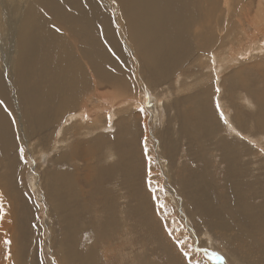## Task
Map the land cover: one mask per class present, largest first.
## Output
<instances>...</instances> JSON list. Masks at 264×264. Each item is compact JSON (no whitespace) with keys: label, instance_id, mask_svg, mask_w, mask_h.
I'll return each mask as SVG.
<instances>
[{"label":"rangeland","instance_id":"rangeland-1","mask_svg":"<svg viewBox=\"0 0 264 264\" xmlns=\"http://www.w3.org/2000/svg\"><path fill=\"white\" fill-rule=\"evenodd\" d=\"M220 1L216 16L222 25L228 24L233 28V43L230 41L231 37L229 40L222 39L223 43L227 40L225 51L220 49L217 55H207V58L214 55L211 58L223 63L218 76L212 74L211 68L207 67V63L210 64L207 58V61L190 58L183 73H173L171 81L148 83V91L164 100L156 107L155 113L147 108V99L143 100L145 97L139 95L142 92L145 94L147 90L142 91L141 83L135 77L132 54L121 39L118 44L124 57L116 56L113 59L123 68L129 80L119 86L104 84L93 87L92 82L89 90L63 111L55 125H48L36 134H30L28 129L23 100L19 93L16 95V83L12 81L11 75L9 79L13 83L7 81L3 74L2 81L9 93L10 105L6 106L7 100L3 97L1 100L4 105H1L5 115H11L13 119L10 129L14 145L0 163V204L3 205V212L0 214V264H41V260L43 264H70L67 261L72 258L71 253L75 248L77 253L81 251L83 254L87 250L92 252L91 264H188L180 247H185L192 254L189 259L194 264L260 263L258 253L247 258L243 256V248L237 250V245L230 237L235 236L236 231L220 230L212 226V220L206 222L203 219L204 214L197 207L198 195L194 187L192 190L188 187L189 178L197 170L209 172L207 179L211 180L215 189L220 187L218 181L223 178V169L217 167L224 163L219 158L221 152L217 145L222 137L243 139L238 134L239 126L234 119L237 116L236 106L242 112L240 115L245 117L241 125L243 130L257 138L264 134L254 118L259 111L254 97L260 94L264 98V42L258 41L264 38L263 33H258L264 27V21L255 17L257 23L251 22L259 7V0H251L250 3L249 0H235V6H228L230 10ZM262 6L264 7V3ZM51 12V19L58 22L61 35L76 45L80 39L61 21L56 20L59 19L57 14L62 12L55 13L54 9ZM113 25L111 22V35L116 36L117 28ZM228 31L225 28L222 32ZM252 34L256 36L253 37ZM231 51L235 58L233 62H229L226 57ZM222 52L223 58H220ZM139 60L141 61L140 58ZM141 76L147 83L148 77L144 72ZM129 82L130 85H125ZM206 85L212 87V96H206L203 90ZM217 87L219 93L216 91ZM197 93H201L200 96ZM118 94L131 97L130 105L116 108L112 119L108 118L109 112L105 111L99 121H90L91 128L96 127L94 134H86L83 129L85 125L78 120L63 123L69 118L70 111H78L84 105L89 109H94L101 103L104 106L106 101L101 102V97H118ZM191 94H194L191 100L189 98L181 103V108L176 105L177 101ZM196 95L202 99H199L201 102L209 100L215 106L217 101L222 102L219 104V112L221 109L226 110L224 106L230 109L224 112L228 116L227 123L223 124L219 115L223 126L219 125L207 140L202 141L201 137L199 146L192 139L187 141L181 138V132H178L180 110L189 109L190 101L194 102ZM61 123L65 125L62 128L59 127ZM101 126L100 131L98 128ZM119 133H123L122 139H114ZM55 134H60L65 142L56 143ZM100 136L104 137L103 144H98ZM250 138L246 142L252 146L254 139ZM114 140L121 141L118 147L114 145ZM260 143V146H253V150L243 153L246 154L245 160L251 162L254 175L264 178V139ZM194 144L199 147L202 159L208 161V170L203 169L202 162L195 158L197 150H191ZM21 146L25 148L23 160L19 154ZM110 149L114 156L107 158V151ZM71 151H74L73 154L64 157L65 164L61 168L66 171L68 181H74L76 192L81 196L77 206L84 207L83 217H78L80 228L77 230L75 245L70 241L75 233L69 228L67 221L54 211V199L49 191L50 175L54 169H58L54 156L60 158L62 154ZM148 157H151V188L147 180ZM191 191L194 193L191 194ZM161 204L164 205L163 208ZM62 210L65 215L68 214L64 206ZM102 231L106 232L102 234ZM66 235L69 240L63 242ZM174 237L186 243L178 245ZM5 239L11 241L10 245L4 244ZM72 245L75 247L70 248ZM216 252L224 257L223 261L213 255Z\"/></svg>","mask_w":264,"mask_h":264},{"label":"bare ground","instance_id":"bare-ground-1","mask_svg":"<svg viewBox=\"0 0 264 264\" xmlns=\"http://www.w3.org/2000/svg\"><path fill=\"white\" fill-rule=\"evenodd\" d=\"M220 2V0H115V2L113 0H0V100L3 97L7 100L6 106L10 105L9 93L6 92L2 81L4 74L7 81L16 83V95L19 93L23 100L24 117L30 134H36L48 125H55L60 115H63V111L77 102L82 94L89 90L92 82L93 87L104 84L119 86L120 83L129 80L123 68L113 59L116 56L124 57V52L118 44L121 39L132 54L135 77L138 78L139 84L141 83L142 91L147 90L145 94L142 92L139 95L145 97L143 100L147 99L146 104L149 105L147 108L155 113L156 107L164 100L148 91V83L171 81L173 73L177 71H181L179 74L183 73L190 58L194 57L196 61L205 60L208 53L216 54L220 49L225 51L227 40L223 43L222 39L231 37L232 42L233 28L227 23L226 26L222 25L216 16L219 13ZM236 2L222 0L223 5L227 7L235 6ZM263 3L264 0L258 1L259 7L255 16L251 18L252 23H257L255 17L264 21ZM53 9L55 13L62 12L57 14L59 19L56 20L61 21L80 39L76 45L56 30L59 26L57 21L51 19ZM111 22L117 28L116 36L111 35ZM225 28L229 31L224 33L222 31ZM258 33L264 34V27L259 29ZM255 36L254 34L253 37ZM258 41L264 42V38ZM73 46H76V49ZM222 54L223 52L220 53V58H223ZM233 54L231 51L226 56L229 62L235 61ZM241 56L246 57L243 54ZM211 57L207 58L210 62L207 63V67L211 68L212 74L218 76L223 63H218ZM199 63L202 65L201 62ZM142 72L148 77L147 83L141 76ZM10 75L12 81L9 79ZM130 84L131 82L125 85ZM211 89L212 87L208 85L203 89L206 96H212ZM197 94L200 96L201 93ZM202 94L204 96L203 92ZM118 95V97H101V102L106 101L104 106L101 103L94 109H89L84 105L78 111H70L69 118L63 123L68 124L71 120H78L85 125L83 129L86 134H94L96 127L91 128V125L99 121L101 114L105 111L109 112L108 118L112 119L115 117L116 108L130 105L131 97ZM193 95L183 97L175 104L181 108L180 104L189 98L191 100ZM254 98L259 109L254 118L257 126L264 130V98L260 94ZM199 99L196 95V100L190 101L189 109H178L181 111H179L180 123L178 122L180 137L187 141L192 139L198 146L201 137H203L202 141L207 140L219 125L223 126L216 106L209 100L205 103ZM224 109L226 110L221 109L223 113L230 110L227 106H224ZM232 109L235 111L233 107ZM236 109L237 116L234 119L239 126L238 134L243 139L222 137L217 145L221 152L219 158L224 163L223 166L217 167L223 169V178L218 181L220 187L215 189L211 180L207 179L209 172L204 173L202 170L197 172L196 169L189 178L188 187L190 190L194 187L198 195L197 207L198 211L204 214L203 219L206 222L212 220V226L220 230L236 231L235 236L230 237L237 245V250L243 248L241 249L245 253L243 256L247 258L258 253L259 264H264V182L262 181L264 178L254 175V168L251 167L250 161L245 160L246 154L243 153L253 150V146H260L264 134H260L257 138L243 130L241 125L245 117L240 115L242 112L239 111L238 106ZM224 117L228 120L226 114ZM12 122V116L5 115L4 107L0 104V163L14 145L13 132L10 129ZM63 123L59 125L60 128L65 126ZM23 125L26 127L25 124ZM102 127L98 130L101 131ZM122 135L123 133H119L113 138L121 140ZM55 136H57L56 143L65 142L60 134ZM250 137L254 139V142L250 141L253 143L252 146L247 143ZM103 138L102 136L98 138V144L104 143ZM120 142L114 140V145L118 147ZM195 144L191 150H197L196 155L194 154L195 158L202 162L203 169L208 170V161L202 159L198 152L199 147ZM94 147L99 149L97 146ZM110 151L113 152L111 149L107 151L109 154L107 158L114 156ZM73 152L62 154L60 158L54 156L53 160L58 169H54L53 174L50 175L49 191L54 199L52 202L54 211L67 221L69 228L75 233L74 238L70 240L75 245L77 230L80 228L78 217L79 215L83 217L84 207L77 206L81 196L76 192L74 181H68L66 171L61 168L65 164L64 157ZM193 193L191 191V194ZM62 206L68 210L67 215L63 213ZM103 232L106 231H102V234ZM68 238L66 235L63 242L69 240ZM73 247L75 246L72 245L70 248ZM75 250L71 253L73 256L67 261L68 263L91 264L92 252L87 250L82 254L81 251L77 253ZM74 259L78 261L75 262Z\"/></svg>","mask_w":264,"mask_h":264},{"label":"snow or ice","instance_id":"snow-or-ice-1","mask_svg":"<svg viewBox=\"0 0 264 264\" xmlns=\"http://www.w3.org/2000/svg\"><path fill=\"white\" fill-rule=\"evenodd\" d=\"M113 2H115V0H113ZM53 27H55V25H53ZM56 30L58 32L60 31V29H58V28ZM216 91H217V93H219V88L218 87H217ZM3 103L4 102L2 100H0V104H3ZM216 107L219 110V107L220 106H219V102L218 101H217ZM141 110H143V109H141ZM219 115H220L221 120H223L224 123H227V120L225 119L224 113L222 111L219 112ZM144 145H145V154L147 155V152H148V149H147V137H145ZM19 154H20V159L23 160L24 159V156H25V148L23 146H21L19 148ZM148 160H149V167H148V177H147V180H148L149 187L151 188V185H152L151 157H148ZM152 191L154 192L155 189H152ZM161 207L163 208L164 205L161 204ZM2 212H3V205L0 204V214H2ZM169 235L171 236L172 233L170 232ZM174 239L176 240V243L178 245H183V244L186 243V241L181 240L179 238H175L174 237ZM10 243H11V241L8 240V239H5L4 240V244L10 245ZM40 250H41V254H42L43 253L42 242H41V249ZM180 252L183 254V256L186 259H188V264H194V261L192 259H189L192 254L190 252H188L185 247H180ZM8 255L10 256V251L8 252ZM213 255H215L218 260H221V261L224 260V257L220 253H218V252L213 253ZM41 264H43V261L42 260H41Z\"/></svg>","mask_w":264,"mask_h":264}]
</instances>
